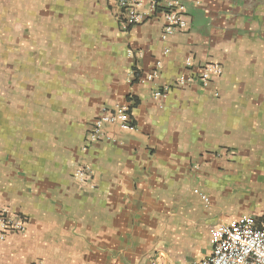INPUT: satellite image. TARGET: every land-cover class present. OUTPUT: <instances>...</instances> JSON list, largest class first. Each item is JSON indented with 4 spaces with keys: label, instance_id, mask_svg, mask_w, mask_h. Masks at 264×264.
<instances>
[{
    "label": "crops",
    "instance_id": "crops-1",
    "mask_svg": "<svg viewBox=\"0 0 264 264\" xmlns=\"http://www.w3.org/2000/svg\"><path fill=\"white\" fill-rule=\"evenodd\" d=\"M180 1L188 29L163 39L147 4L124 29L112 0H0V207L27 223L0 264H188L264 219V0ZM117 106L133 128L91 140Z\"/></svg>",
    "mask_w": 264,
    "mask_h": 264
},
{
    "label": "built area",
    "instance_id": "built-area-1",
    "mask_svg": "<svg viewBox=\"0 0 264 264\" xmlns=\"http://www.w3.org/2000/svg\"><path fill=\"white\" fill-rule=\"evenodd\" d=\"M116 3L120 15L119 19L124 29L143 23L149 14L160 13L166 21L163 39L179 30L188 29V22L185 17V7L180 0H112ZM148 5V13L142 9ZM167 54L168 50H164ZM187 66H191L187 62ZM222 74L221 66L216 63H208L204 66L198 76L181 75L177 79V85L185 86L191 83L208 85L214 78ZM149 80L155 75H149ZM164 92L154 93L155 99H161ZM128 107L117 106L113 111L103 109L102 115L93 125L90 135L91 140H98L101 137V129L104 124L118 123L124 130L133 128ZM89 169H78L75 178L80 182L89 179ZM205 202L206 196H202ZM26 220L15 215L8 209L0 207V241L7 239L9 234L25 231ZM212 252L207 258L190 262L188 264H264V219L256 220L253 216L244 215L228 224L216 226L211 232Z\"/></svg>",
    "mask_w": 264,
    "mask_h": 264
}]
</instances>
